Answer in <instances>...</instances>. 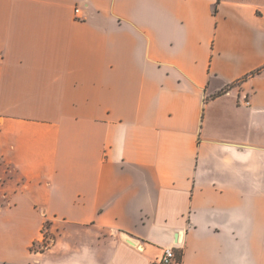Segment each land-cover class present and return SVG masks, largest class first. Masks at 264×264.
I'll return each instance as SVG.
<instances>
[{"label":"crops","instance_id":"crops-1","mask_svg":"<svg viewBox=\"0 0 264 264\" xmlns=\"http://www.w3.org/2000/svg\"><path fill=\"white\" fill-rule=\"evenodd\" d=\"M166 246L264 264V0H0V264Z\"/></svg>","mask_w":264,"mask_h":264},{"label":"built area","instance_id":"built-area-1","mask_svg":"<svg viewBox=\"0 0 264 264\" xmlns=\"http://www.w3.org/2000/svg\"><path fill=\"white\" fill-rule=\"evenodd\" d=\"M79 11V8H77ZM161 264H176V251H175V246H166L163 250L161 259H160Z\"/></svg>","mask_w":264,"mask_h":264},{"label":"rangeland","instance_id":"rangeland-1","mask_svg":"<svg viewBox=\"0 0 264 264\" xmlns=\"http://www.w3.org/2000/svg\"><path fill=\"white\" fill-rule=\"evenodd\" d=\"M44 232L46 234V238L44 243H46L47 241H50L52 239V237H54V232L51 231L49 224H46V226L44 227ZM44 243H38L36 248L42 247L44 245Z\"/></svg>","mask_w":264,"mask_h":264},{"label":"trees","instance_id":"trees-1","mask_svg":"<svg viewBox=\"0 0 264 264\" xmlns=\"http://www.w3.org/2000/svg\"><path fill=\"white\" fill-rule=\"evenodd\" d=\"M181 259H182V254H181V253L178 254V255H176V261H177V260L181 261Z\"/></svg>","mask_w":264,"mask_h":264}]
</instances>
